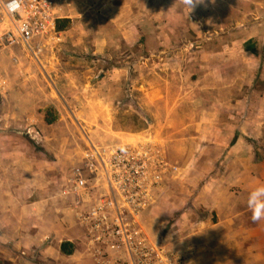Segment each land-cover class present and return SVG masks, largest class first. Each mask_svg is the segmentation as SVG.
<instances>
[{
	"label": "rangeland",
	"instance_id": "1",
	"mask_svg": "<svg viewBox=\"0 0 264 264\" xmlns=\"http://www.w3.org/2000/svg\"><path fill=\"white\" fill-rule=\"evenodd\" d=\"M55 1L65 29L41 63L0 61V264H130L97 260L79 220L106 197L104 180L79 207L73 192L93 146L131 149L116 204L145 264H264L246 203L264 184V0L179 1L164 35H122L103 0Z\"/></svg>",
	"mask_w": 264,
	"mask_h": 264
},
{
	"label": "built area",
	"instance_id": "2",
	"mask_svg": "<svg viewBox=\"0 0 264 264\" xmlns=\"http://www.w3.org/2000/svg\"><path fill=\"white\" fill-rule=\"evenodd\" d=\"M60 21L62 18L55 0H24L23 10L15 17L0 10V61L10 52L20 51L31 62L40 64L45 50L58 35ZM18 59L13 58L12 62L18 64ZM129 148L120 146L104 150L93 146L85 155L82 167L73 172V192L79 207L84 204L83 196L89 188L96 187H90V184L96 180L105 181L106 197L103 203L79 215L81 224L91 229V235L97 233L93 240L98 245L95 258H118L122 253L130 264H145L146 239L129 229L116 204V196L121 195L117 180L132 177L137 180L136 176L128 173L134 160ZM122 192L125 194L127 190L123 189ZM106 211H115V219L111 223H108L109 214Z\"/></svg>",
	"mask_w": 264,
	"mask_h": 264
},
{
	"label": "crops",
	"instance_id": "3",
	"mask_svg": "<svg viewBox=\"0 0 264 264\" xmlns=\"http://www.w3.org/2000/svg\"><path fill=\"white\" fill-rule=\"evenodd\" d=\"M179 1L180 0H103L101 5H97L95 8L97 7L98 13L102 14L113 23L117 29L120 30L122 35H128L132 32L139 35L142 26L150 28L152 30L151 34L156 33L153 32L156 28V30H159V33L157 32L159 35H164V30H167L169 26L164 22L168 19L167 12L170 10V18H175L174 14L176 13L175 11L177 10ZM142 22L144 23L141 26ZM257 33H254L253 37H258L259 35H257ZM56 39L57 37H55L53 41ZM47 50L48 48L45 50L44 55ZM65 257H70V260L76 258L74 260L75 263L78 264L77 255Z\"/></svg>",
	"mask_w": 264,
	"mask_h": 264
},
{
	"label": "clouds",
	"instance_id": "4",
	"mask_svg": "<svg viewBox=\"0 0 264 264\" xmlns=\"http://www.w3.org/2000/svg\"><path fill=\"white\" fill-rule=\"evenodd\" d=\"M181 4L191 12L197 5L204 4L205 0H180ZM214 3L215 0H212ZM24 0H0V10L15 17L23 10ZM247 208L251 212V220H264V184L256 186L247 196Z\"/></svg>",
	"mask_w": 264,
	"mask_h": 264
},
{
	"label": "trees",
	"instance_id": "5",
	"mask_svg": "<svg viewBox=\"0 0 264 264\" xmlns=\"http://www.w3.org/2000/svg\"><path fill=\"white\" fill-rule=\"evenodd\" d=\"M63 24H64V21H60L59 23H58V31L59 32H61V31H63V29H65V26H63ZM48 122V124H52L53 122L52 121H47ZM71 246H70V244L69 243H66V244H63L62 245V247H61V250H62V253L64 254V255H71L72 254V252H71V250L69 249Z\"/></svg>",
	"mask_w": 264,
	"mask_h": 264
}]
</instances>
